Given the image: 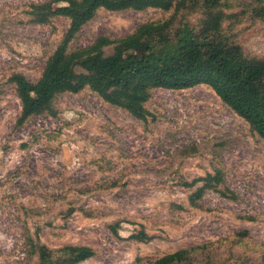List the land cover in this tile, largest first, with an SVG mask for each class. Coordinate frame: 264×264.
<instances>
[{
  "label": "rangeland",
  "instance_id": "374dc122",
  "mask_svg": "<svg viewBox=\"0 0 264 264\" xmlns=\"http://www.w3.org/2000/svg\"><path fill=\"white\" fill-rule=\"evenodd\" d=\"M42 1L0 0V264H35L30 238L51 248L92 247L95 254L79 264H144L194 245H204L198 257L213 264L261 262L264 141L210 86L153 89L146 121L84 88L58 95L56 115L16 124L21 104L10 76L37 80L69 24L64 17L29 22L28 4ZM171 13L101 8L70 48L99 35L122 37ZM232 30L247 52L264 54V20L245 19ZM214 167L237 199L208 190L189 206L180 180ZM71 206L77 210L64 216ZM139 229L153 239H130Z\"/></svg>",
  "mask_w": 264,
  "mask_h": 264
},
{
  "label": "trees",
  "instance_id": "16d2710c",
  "mask_svg": "<svg viewBox=\"0 0 264 264\" xmlns=\"http://www.w3.org/2000/svg\"><path fill=\"white\" fill-rule=\"evenodd\" d=\"M101 8H157L172 13L162 20L144 22L122 37L99 35L89 45L71 49L73 38ZM26 13L31 23L48 24L54 17H64L69 24L37 80L30 81L22 73L10 76L21 104L17 125L33 115H56L53 103L58 95L84 88L146 121L150 112L145 104L153 89L181 90L206 84L264 141V54L247 52L232 30L245 19L264 20V0H45L30 2ZM109 46L112 51L106 53ZM179 185L186 188L191 207H198L208 190L238 197L224 186V174L218 167L190 180L182 178ZM174 205L184 209L182 204ZM76 210L71 206L64 216ZM117 226L109 225L112 233H118ZM129 238L149 242L153 236L139 229ZM30 239L35 264H79L95 254L87 245L51 248ZM204 248H180L144 264H213L199 259ZM257 264H264V255Z\"/></svg>",
  "mask_w": 264,
  "mask_h": 264
}]
</instances>
